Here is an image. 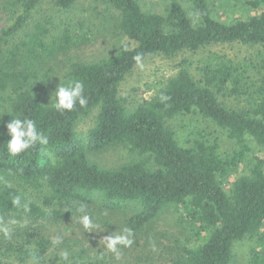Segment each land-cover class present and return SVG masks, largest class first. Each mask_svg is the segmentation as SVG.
I'll return each instance as SVG.
<instances>
[{
    "label": "trees",
    "instance_id": "16d2710c",
    "mask_svg": "<svg viewBox=\"0 0 264 264\" xmlns=\"http://www.w3.org/2000/svg\"><path fill=\"white\" fill-rule=\"evenodd\" d=\"M43 1L7 0L14 17L0 35V101L8 102L0 114V222L22 212L42 219L68 218L81 204H94L110 210L130 207L127 226L139 231L162 209L177 206L196 235L195 245L184 252V264H231L234 242L246 237L256 238L259 246L251 263L264 264V160L258 159L230 187L223 184L250 151L248 138L264 148V0H241L254 13L231 23L212 16L211 0H190L191 14L177 0L170 1L166 14L144 10L139 0H106L119 11L118 28L127 42L100 61L71 64L61 85L82 81L87 105L63 113L51 101L41 100L34 81L40 65L86 38L74 31L80 21L62 20L54 26L49 18H33ZM53 1L63 12L78 0ZM232 43L262 48L261 78L248 109L230 108L220 99L230 84L237 93L240 82L234 65L224 58H208L198 76L188 66L181 67L133 109L119 93L120 84L137 66V54L143 61L154 54L171 57L183 50ZM161 94L170 99L161 102ZM93 110V124L82 140L77 123ZM193 113L222 129L237 150L223 154L216 140L203 136L181 144L168 121ZM16 117L35 120L48 145L11 157L4 125ZM119 144L148 160L104 167L88 157L89 152ZM22 188L47 189L49 194L41 204L29 202ZM15 196L21 197L19 207L11 203ZM37 243L48 244L42 237ZM0 264L23 263L0 259ZM34 264L102 263L78 255Z\"/></svg>",
    "mask_w": 264,
    "mask_h": 264
},
{
    "label": "rangeland",
    "instance_id": "374dc122",
    "mask_svg": "<svg viewBox=\"0 0 264 264\" xmlns=\"http://www.w3.org/2000/svg\"><path fill=\"white\" fill-rule=\"evenodd\" d=\"M170 1L139 0L144 10L160 14L168 12ZM177 1L191 14L190 0ZM211 9L214 18L226 23L254 13L253 9L241 0H211ZM13 17L14 11L7 6V0H0V35ZM33 18H49L54 26L60 25L62 20H71L74 23L80 21L83 24L76 26L74 31H80L86 38L79 45L59 52L40 65L34 86L36 94L45 102L54 97L56 88L66 79L73 62L100 61L127 42V38L118 28L119 11L110 7L106 0H78L69 11L63 12L56 9L53 0H44ZM262 56L261 47L242 43L210 45L196 52L183 50L171 57L154 54L142 61V67L137 65L125 77L120 84L119 93L126 98L127 106L133 109L149 100L181 67L188 66L192 75L198 76L201 73L200 68L209 61L208 58L214 61L224 58L227 63L234 65L240 82L237 93L231 90L230 84L220 99L230 108L248 109L261 78L259 65ZM7 106V101H0V114ZM95 113L96 110L91 111L77 123L76 130L82 140L93 124ZM168 124L175 130L183 145H188L194 137L203 136L216 140L223 154L231 156L232 151L237 150L236 143L230 140L222 129L199 114L177 115L169 120ZM247 142L250 151L224 180L225 188L230 187L238 176L247 173L258 159L264 160V148L253 139L248 138ZM88 157L104 167H118L134 161L148 160L146 155L131 151L122 144L112 145L98 152H89ZM8 183L16 186L12 181ZM23 190L29 202L40 204V199L49 194L47 189ZM85 205L86 213L95 225L91 230L83 228L79 222L82 214L77 212V209L68 218L54 216L42 219L22 212L0 222V228H8L11 233L9 239L0 231V259L9 262L22 261L23 264L60 262L63 259L62 253L67 251L68 259L80 255L102 264H184L185 250L196 243V235L184 222L179 208L169 206L162 209L141 230H131V246H118L117 252H112L107 248L104 238L120 234L125 228L130 229L126 219L132 210L130 207L110 210L94 204ZM50 207L55 208L54 205ZM40 237L47 240L46 247L38 245ZM57 237L60 238V243L54 244L53 241ZM258 247L256 238L246 237L235 241L231 264H252L251 257Z\"/></svg>",
    "mask_w": 264,
    "mask_h": 264
},
{
    "label": "clouds",
    "instance_id": "9594fccd",
    "mask_svg": "<svg viewBox=\"0 0 264 264\" xmlns=\"http://www.w3.org/2000/svg\"><path fill=\"white\" fill-rule=\"evenodd\" d=\"M124 50H127V46H124ZM142 55L137 54L133 57V60L138 66L142 65ZM54 97H51L52 107L58 112H71L77 104L80 107L87 105V99L84 96V83L80 80H70L66 84L58 87L54 92ZM170 99L169 96L161 94L160 101L166 102ZM7 132L6 134L10 137V140L6 143V150L11 157H17L21 153H25L30 148H35L37 145L46 146L49 143L48 137L38 130V126L35 120L24 117V118H12L6 125H4ZM3 133H0L2 135ZM11 203L17 207L21 205V197L15 196ZM25 211L28 210L27 205H24ZM77 212L81 213L79 222L86 230H91L95 227L92 218L86 213V205L81 204L77 209ZM15 223V221H12ZM7 238H11V233L8 228H0ZM132 236L131 229L125 228L120 234L111 235L104 240L107 241V248L112 252H117L118 246L128 247L131 246L133 240L130 239ZM54 244L60 243V238L57 237ZM62 257L65 261H68L69 254L67 251L62 253Z\"/></svg>",
    "mask_w": 264,
    "mask_h": 264
}]
</instances>
